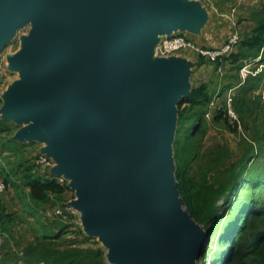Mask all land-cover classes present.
Segmentation results:
<instances>
[{"label":"water","instance_id":"1","mask_svg":"<svg viewBox=\"0 0 264 264\" xmlns=\"http://www.w3.org/2000/svg\"><path fill=\"white\" fill-rule=\"evenodd\" d=\"M199 14L184 0H0V48L32 26L12 60L25 81L0 113L33 121L16 138L59 142L54 176L71 180L89 231L120 264H194L208 241L179 215L168 184L185 61L141 60L156 35L194 30Z\"/></svg>","mask_w":264,"mask_h":264},{"label":"rangeland","instance_id":"2","mask_svg":"<svg viewBox=\"0 0 264 264\" xmlns=\"http://www.w3.org/2000/svg\"><path fill=\"white\" fill-rule=\"evenodd\" d=\"M184 1L196 4L200 10L195 29H177L170 35H182L205 49H219L234 32L238 33L239 41L249 39L255 35L260 23H264V0ZM31 29L29 22L15 28L0 48V111L8 89L25 81L23 74L13 67L12 60L24 51V40ZM168 36L156 35L155 43L145 48L141 60L152 63L155 47ZM240 45L235 51H246ZM166 57L167 60H183L186 65L181 79L182 94L173 106L168 184L179 215L204 227L190 214L181 196L179 167L191 192L199 191L200 197L206 199L215 196L213 189L208 192L211 186L216 189L227 186L231 181L234 185H241L243 180L251 183L256 172H260L263 178L264 46L256 58L240 57L236 61L228 55L211 61L183 49ZM202 86L209 98L206 103H202V99L195 105L183 101L194 89ZM227 106L237 120L228 118ZM180 112L185 118L181 131L178 125ZM32 123V120L16 122L6 119L0 113V175L4 178L2 170L11 172V182L5 184L0 195V207L3 208L0 213L7 224L5 235L0 234V264H55L53 252L72 249L86 251L95 264L99 261L101 264H120L114 246L89 231V213L75 205L81 195L71 186L70 179L61 176L64 180L62 186L66 189L59 196L60 202L54 200V192L48 191L52 205L41 204L37 209L32 206L28 186L31 174L54 176L61 164L53 153L59 144L57 140L16 138L22 128ZM39 156L46 157L49 166L39 165ZM29 167H34L31 174H28ZM241 172L244 176L234 180V176ZM261 179L257 184L249 185L239 197L233 191V185L217 200L212 219L207 224L215 234L210 240L207 238L196 264H213L229 249H236L223 239L228 234L231 238V232L243 226L244 221L239 220L243 207L249 204L253 215L264 210ZM57 211H61V215H57ZM254 220V216H250L247 224ZM237 237L234 235L232 238L235 240ZM29 248L35 249V253H28ZM39 252H42L44 261L37 260Z\"/></svg>","mask_w":264,"mask_h":264},{"label":"trees","instance_id":"3","mask_svg":"<svg viewBox=\"0 0 264 264\" xmlns=\"http://www.w3.org/2000/svg\"><path fill=\"white\" fill-rule=\"evenodd\" d=\"M241 44V45H240ZM245 47L244 52L240 50L235 51L237 46ZM264 46V23H260V25L255 29V35L250 37L249 39L238 41L236 46L234 47L233 51L228 55V58L233 59L234 61L238 60L240 57L245 59H250L251 57L256 58L260 49ZM241 49V48H240ZM255 52L253 53V51ZM253 55V56H252ZM218 60V59H217ZM199 99H202V103H206L209 98L207 93L204 91V86L194 89L191 95L188 98L183 99L184 102H190L192 105H195ZM234 112L235 109L233 108ZM185 118L183 112L179 113L178 125L179 130L184 129ZM34 167L27 168L28 174L32 173ZM179 181H180V191L181 196L188 208L190 214L193 218L201 225H204V228L209 236V240L214 237L215 231L211 232L210 227L207 226L209 221L212 219L213 209L217 200L223 196L226 192V189L232 187L234 184L231 182L228 183L227 186H220L214 189L212 186L209 187L208 192L212 191L215 192V196L208 197H200L201 194L198 192H191V187H189L186 182L183 174V171L179 167ZM243 171V170H242ZM1 174L4 175V178L0 175V179L3 181L4 184L10 181L11 172L6 170H2ZM33 174V175H32ZM31 174V178L28 182V186L30 189V200L32 202V206L37 209L41 204H48L51 203L49 192H54L55 194V201H61L60 194L64 192L66 187L60 185L54 176H45L40 177L35 175L34 173ZM244 176V172L238 173L234 176V180L241 178ZM261 179V173L256 172L254 174V179L251 183H248L247 180H243L241 185H234L233 191L237 192V197L244 192L247 191L249 185H254L259 182ZM262 185H264V176L261 179ZM11 182V181H10ZM215 190V191H214ZM214 195V194H213ZM237 199V198H236ZM3 210L0 207V212ZM251 211L249 204L243 207L240 210L239 220L244 221L243 226L241 225L240 229L235 228L232 231V236L230 238V234L224 237L223 241L226 243L236 246L235 250L229 249L226 254L222 257L217 259L213 264H264V210L259 211L258 213L254 214ZM250 216H254L255 222L247 224V220ZM3 215L0 213V234L5 235L6 231V223L3 221ZM246 219V220H245ZM238 236L237 239L233 240V236ZM46 236V235H45ZM30 249V248H29ZM28 253H35V249L28 250ZM56 255L54 258L55 264H95L91 257H89L86 251L80 249H72V250H63L53 252ZM38 261H44V256H42V252H39L36 256ZM101 264V261L97 262Z\"/></svg>","mask_w":264,"mask_h":264},{"label":"built area","instance_id":"4","mask_svg":"<svg viewBox=\"0 0 264 264\" xmlns=\"http://www.w3.org/2000/svg\"><path fill=\"white\" fill-rule=\"evenodd\" d=\"M238 41H239V35L237 32H234L226 40V42L219 47V49H205L195 45L194 43L187 40L182 35H171L161 39V41L155 47L154 55L156 57H166L170 54H173L183 49V50L193 51L206 59L215 61L225 55H229L233 51ZM227 109H228L227 111L228 118L233 121L237 120L234 113L231 112L228 106ZM37 163L44 167L49 166L48 159L44 156H39L37 158ZM56 180L60 185L64 183V180L61 176H59V178H57ZM4 190H5V184L0 179V195L4 192ZM60 213L61 211H57V215H61Z\"/></svg>","mask_w":264,"mask_h":264},{"label":"bare ground","instance_id":"5","mask_svg":"<svg viewBox=\"0 0 264 264\" xmlns=\"http://www.w3.org/2000/svg\"><path fill=\"white\" fill-rule=\"evenodd\" d=\"M200 238H201L203 241H206L207 238H208V234H207V232H206V230H205L204 227H203L202 230L200 231ZM196 263H197V259H195V261H194V264H196Z\"/></svg>","mask_w":264,"mask_h":264}]
</instances>
